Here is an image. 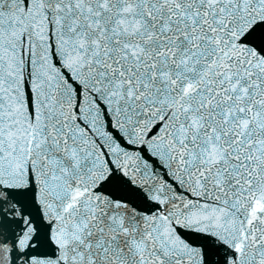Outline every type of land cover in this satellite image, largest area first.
Masks as SVG:
<instances>
[{
    "label": "snow or ice",
    "instance_id": "obj_1",
    "mask_svg": "<svg viewBox=\"0 0 264 264\" xmlns=\"http://www.w3.org/2000/svg\"><path fill=\"white\" fill-rule=\"evenodd\" d=\"M0 264H264V0H0Z\"/></svg>",
    "mask_w": 264,
    "mask_h": 264
}]
</instances>
